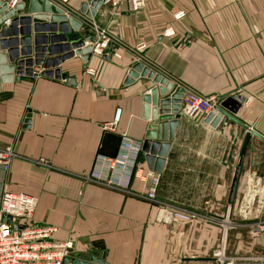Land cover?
<instances>
[{
    "label": "crops",
    "instance_id": "obj_1",
    "mask_svg": "<svg viewBox=\"0 0 264 264\" xmlns=\"http://www.w3.org/2000/svg\"><path fill=\"white\" fill-rule=\"evenodd\" d=\"M58 1L81 13L88 0ZM20 2L11 18L17 28L11 19L0 24L7 27L0 147L16 152L4 185L37 198L35 223L57 227L54 239L73 241L72 254L101 255L104 264H218L214 251L224 240L229 256L263 257L264 231L251 228L264 221V140L250 129L264 135V0H144L138 11L104 0L93 25L69 34L48 19H23L29 0ZM84 35L109 37L104 54L92 51L86 62L93 74L83 55L68 56ZM140 58L184 88L219 98L210 122L182 107L160 172L158 203L194 212L191 223L160 220L157 205L85 180L97 154L115 156L125 135L145 138L143 96L153 82L125 84ZM228 98L229 107L221 106ZM145 170L147 163L133 180L135 193L145 190Z\"/></svg>",
    "mask_w": 264,
    "mask_h": 264
},
{
    "label": "built area",
    "instance_id": "obj_2",
    "mask_svg": "<svg viewBox=\"0 0 264 264\" xmlns=\"http://www.w3.org/2000/svg\"><path fill=\"white\" fill-rule=\"evenodd\" d=\"M16 1L14 0L11 6H14ZM107 1L113 6L127 2L134 11H138L144 6V0ZM101 33L103 37L106 34L105 30H102ZM167 33L171 34L172 31L167 30ZM108 43L109 37L105 39L99 37L93 43L92 51L103 55ZM85 72L93 74L95 71L92 68H86ZM185 89L183 108L190 118L202 120L218 107V96H206L194 90ZM119 114L120 109L117 110L116 121L119 119ZM141 148V141L125 135L115 156L101 153L96 155L91 173L85 176L86 182L133 193L157 205L160 220L193 222L197 218L194 212L170 208L158 203L157 191L161 180L160 173L145 170L140 176L141 179H144L145 190L140 193L133 192V180L135 177H139L138 172L141 164L138 162V156ZM15 156L16 152L11 145L0 147V264H62L64 257L72 252L74 242L71 240L57 241L54 239L57 227L35 223L34 215L38 200L34 195L25 192L16 193L8 190L4 185ZM40 162L45 163V159H40ZM5 216H10L11 220H4ZM263 230L264 221H258L251 228L254 235ZM214 256L218 264H264V256L253 259H236L229 256L226 252L225 240L215 249Z\"/></svg>",
    "mask_w": 264,
    "mask_h": 264
},
{
    "label": "water",
    "instance_id": "obj_3",
    "mask_svg": "<svg viewBox=\"0 0 264 264\" xmlns=\"http://www.w3.org/2000/svg\"><path fill=\"white\" fill-rule=\"evenodd\" d=\"M103 2L104 0H88L82 3L81 13H78L58 0H29L28 14L22 18L31 20V16H35L48 19L55 28L63 27V30L69 34L72 33L73 30H79L83 23L93 25L91 18L96 14L97 9ZM23 7L24 4L21 2L16 3L14 6H10L7 2L0 1V24L8 22L17 14V11ZM10 22L17 28L16 19H11ZM6 30L7 27L3 25L0 31L1 45L5 44ZM95 41L96 38L92 35H84L73 40L70 43L71 51L68 53V56H73L74 54L83 55L85 61L83 68L85 69L86 62L90 57ZM86 44V49H83ZM16 51L15 49L14 53ZM15 55L16 54L13 56ZM42 55L43 53L41 57ZM141 58L132 65L125 84H132L140 77H147L153 82V87L143 96V118L148 119L150 123L145 132V138L142 141L138 162L140 164L147 163L149 170L160 173L164 169L166 156L171 146V141L174 138L179 119L181 118L183 98L186 89ZM40 60L38 61L40 62ZM21 61L23 62V60ZM15 67L16 64H14V68ZM69 80L73 81L72 78ZM231 101L232 98H228L221 102V106L228 108ZM240 107L241 100L238 101L236 108L231 110L235 113ZM30 116L31 114L29 113L25 122H30ZM212 117L213 113L209 114L205 120L210 122ZM218 120L219 118L214 119L213 123L218 122ZM250 130L264 140L263 134L254 129ZM239 172L240 166L237 168L233 178L232 196L238 184ZM5 219L11 220V217L5 216L4 220ZM62 264H104V259L101 255L94 254L90 255L89 258H83L81 253H70L64 257Z\"/></svg>",
    "mask_w": 264,
    "mask_h": 264
},
{
    "label": "rangeland",
    "instance_id": "obj_4",
    "mask_svg": "<svg viewBox=\"0 0 264 264\" xmlns=\"http://www.w3.org/2000/svg\"><path fill=\"white\" fill-rule=\"evenodd\" d=\"M104 3V2H103ZM264 231V230H263ZM262 256H264V253H263V255ZM216 262L218 263V261H217V259H216Z\"/></svg>",
    "mask_w": 264,
    "mask_h": 264
}]
</instances>
